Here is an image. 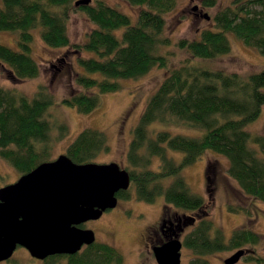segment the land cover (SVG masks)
<instances>
[{
  "label": "trees",
  "instance_id": "16d2710c",
  "mask_svg": "<svg viewBox=\"0 0 264 264\" xmlns=\"http://www.w3.org/2000/svg\"><path fill=\"white\" fill-rule=\"evenodd\" d=\"M77 1L0 0V31L18 33V49L0 44V64L9 78L23 82L39 77L40 65L31 56L32 32L36 29H40L45 46L71 50L76 58L80 71L74 80L83 90L63 99L62 104L80 114L97 109L102 95L120 91V80L141 78L154 68L166 70L133 131L127 152L129 189L135 190L139 201L153 204L162 196L167 207L194 214L187 219L192 230L182 241L183 248L193 255L189 264H209L208 256L239 250L245 251L243 264H263L254 249L261 235L237 228L227 240L215 227L205 199L191 192L181 172L210 151L228 161L227 175L242 193L264 205V136L247 130L264 108V70L243 76L211 70L188 59L168 70V59L159 51L171 44L163 37L165 16L176 9L177 0H122L140 8L134 25L130 16L104 0H91L89 5L79 7ZM217 1L203 0L202 4L212 8ZM77 12L84 13L93 25L81 45L72 44L68 35L69 21ZM213 22V30H203L196 40H179L177 47L193 60H214L230 53L228 34H232L264 57V0H234L213 17ZM53 102L42 86L31 98L0 87V159L21 176L50 162L51 125L46 114ZM153 125L182 126L197 133L172 134L151 129ZM59 131L62 137L67 130L61 125ZM109 151L103 132L84 129L65 155L83 165L95 163ZM171 153L180 154L179 161ZM128 190L118 194L120 200L127 199ZM228 210L245 211L233 207ZM61 259L66 264L124 263L116 248L96 242L75 255L52 256L45 262L54 264ZM240 261L238 264H242Z\"/></svg>",
  "mask_w": 264,
  "mask_h": 264
},
{
  "label": "rangeland",
  "instance_id": "374dc122",
  "mask_svg": "<svg viewBox=\"0 0 264 264\" xmlns=\"http://www.w3.org/2000/svg\"><path fill=\"white\" fill-rule=\"evenodd\" d=\"M109 6L130 16L132 24H136L140 8L132 7L122 0H104ZM203 0H177L176 9L165 16L166 27L163 37L170 40V45L160 49L159 54L168 59V70L178 68L186 59L211 70L226 73H237L248 76L264 70V57L257 50L250 49L228 34L231 51L225 56L214 60H193L184 50L177 47L179 40H196L203 30H213V17L222 9L232 4L234 0H218L212 8H206ZM197 7L196 11L193 8ZM208 16V20L204 16ZM93 25L86 15L77 12L72 15L68 24V35L72 44L81 45L86 40L87 33ZM31 56L40 65L38 78L23 82H15L9 78L6 69L0 64V87L14 90L27 97H33L39 87H45L53 97V105L49 108L46 118L51 125L52 149L50 161L66 154L67 147L84 129L103 132L110 146V151L100 155L95 164L116 163L121 169L128 170L127 152L133 138V131L145 110L149 98L159 88L167 75L166 70L154 68L138 79L120 80L121 90L101 96L100 106L90 114H80L76 109L62 104L63 99L83 89L76 85L75 75L80 69L75 57L68 49H51L45 46L40 36V29L33 32ZM122 31L117 33L120 37ZM17 32L0 31V44L17 48ZM69 51L71 53H69ZM63 63H59L60 60ZM66 127L61 137L59 126ZM156 126V127H154ZM158 130L165 129L172 134L195 135L194 129L182 126L163 127L153 125ZM253 135L264 136V108L260 117L247 127ZM176 161L181 155L171 153ZM158 165L157 163L155 166ZM228 161L217 154L207 152L195 164L182 170L181 176L191 192L205 199L215 227L220 229L228 240L237 228H247L261 235L262 240L255 252L264 260V205L246 197L238 184L227 175ZM21 174L8 163L0 159V189L15 183ZM209 177V181H207ZM172 180L167 181V183ZM244 212H229L228 208ZM194 214L177 210L168 206L164 197H159L155 203L149 204L136 198L135 190H128L127 199H121L115 209L106 211L97 221L84 224V229L95 232L96 243L113 246L123 256V264H158L154 259L153 246L164 242L159 232L163 221H173L180 225L182 233L178 239L182 242L186 234L192 230L187 219ZM148 245H145V237ZM253 248H248L251 250ZM234 254V251L220 252L206 257L209 264H224V260ZM193 258L186 248L181 250V264H189ZM240 263H244L241 259ZM0 264H46L30 256L28 251L18 247L12 258ZM54 264H66V260H58ZM264 264V263H263Z\"/></svg>",
  "mask_w": 264,
  "mask_h": 264
},
{
  "label": "water",
  "instance_id": "95a60500",
  "mask_svg": "<svg viewBox=\"0 0 264 264\" xmlns=\"http://www.w3.org/2000/svg\"><path fill=\"white\" fill-rule=\"evenodd\" d=\"M90 3L79 0L76 6ZM129 188L128 172L116 163L80 165L67 155L41 163L0 189V263L10 260L18 247L44 261L57 255L72 256L93 245L94 232L81 226L115 209L116 195ZM180 232L178 225L170 240L153 248L158 264H181ZM244 254L239 250L224 264H238Z\"/></svg>",
  "mask_w": 264,
  "mask_h": 264
},
{
  "label": "flooded vegetation",
  "instance_id": "af4514ba",
  "mask_svg": "<svg viewBox=\"0 0 264 264\" xmlns=\"http://www.w3.org/2000/svg\"><path fill=\"white\" fill-rule=\"evenodd\" d=\"M124 192H126V191H124ZM124 192H123V191H120L119 193L121 194V193H124ZM119 193H118V194H119ZM118 194H117L116 196H117V198H118V203H119L120 199H119V197H118ZM170 222L173 223V227H171ZM164 223H166L165 226L163 225ZM178 225H179V224L176 222V220L168 221V222H167V221H163L162 224H161V226H160L159 232L156 233V235H157V236L160 235L162 238H164V242H161L160 244L153 246V248H154V247H157V246H160V245L164 244L166 241L170 240V239L172 238V236H173L174 231H177V229H178ZM83 226H84V225H82L81 228H83ZM92 231H93V230H92ZM93 232H94V231H93ZM180 233H182V232H180ZM180 233H179V234H180ZM94 234H95V232H94ZM147 239H150V240H151V236H146V237H145V245H148V243L146 242ZM152 253H153V251H152ZM153 256H154V254H153ZM154 259H155V257H154ZM155 260H156V259H155ZM45 261H46V260H44V262H45ZM42 262H43V261H42Z\"/></svg>",
  "mask_w": 264,
  "mask_h": 264
}]
</instances>
